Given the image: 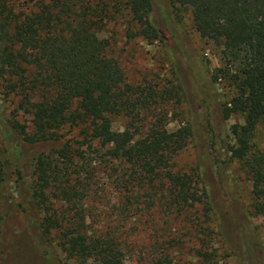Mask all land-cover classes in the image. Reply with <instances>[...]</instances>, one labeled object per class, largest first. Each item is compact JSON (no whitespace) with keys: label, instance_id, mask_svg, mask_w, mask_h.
I'll use <instances>...</instances> for the list:
<instances>
[{"label":"trees","instance_id":"trees-1","mask_svg":"<svg viewBox=\"0 0 264 264\" xmlns=\"http://www.w3.org/2000/svg\"><path fill=\"white\" fill-rule=\"evenodd\" d=\"M167 1L170 8L189 10L199 37L222 48L224 65L204 86L211 90V83L226 81L231 97L222 103V115L242 119L230 127L229 157L213 165L223 197L212 192L202 171V153L196 173L173 170V158L188 138L196 146L204 140L198 141L188 126L167 132L160 116L147 121L167 101V90L148 82L127 83L117 60L108 55V40L99 36L112 24L117 29L122 25L127 39L161 41V28L170 32L173 25L167 5L158 0H46L37 11L19 14L0 0V87L9 99H19L17 109L31 116L27 131L17 122L0 128V142L16 132L9 150L0 143V177L4 180L10 154L19 194L17 208L4 198L0 202V264H66L53 244L75 264H124L120 230L110 225L94 230L84 209V199L96 193L92 179L99 170L114 177L112 183L122 195L118 212L126 219L155 205L175 217L202 206L198 226L212 216L217 235L238 264H264V248L249 232L254 218H264V149L256 140L264 125V0ZM181 54L185 58L183 50ZM173 74L178 84L173 88L185 96L176 69ZM119 117L126 122L116 130L113 124ZM65 128L79 129L80 149L68 143L55 146ZM48 142H53L49 149L38 150ZM24 160L30 162L32 175L20 191ZM231 161L251 184L247 206L232 181L224 178ZM19 211L25 217L20 231L11 224ZM202 235L199 264H214L209 239ZM35 237L44 238L42 247Z\"/></svg>","mask_w":264,"mask_h":264},{"label":"rangeland","instance_id":"rangeland-1","mask_svg":"<svg viewBox=\"0 0 264 264\" xmlns=\"http://www.w3.org/2000/svg\"><path fill=\"white\" fill-rule=\"evenodd\" d=\"M44 1L46 0H5V3L16 13L29 14L37 11L40 3ZM158 4L167 5L173 22L170 32H167V29L163 30L164 27L161 28V41L148 43L141 37L127 39L123 26L117 29L112 24L104 27L99 36L108 40V55L117 60L127 83L143 86L148 82L156 86L159 91L167 90V93H163L167 101L158 106L160 108L156 110L157 115L155 114L154 118L152 113H149L147 121H156L160 116L163 118L162 124L167 122L164 126L167 132L172 133L188 126L192 127L198 141L204 140V144L201 142V145L196 146L195 141L188 138L186 144L173 158V170L181 174L196 173L199 153H202V171L206 172L212 192L216 197L222 198L223 189L219 179L212 174L216 171L213 165L216 159L223 163L229 157L227 145L232 143L230 127L242 121L238 115L228 119L222 115V103L231 97L226 81L218 80L216 83H211V90L204 86L210 82L212 73L224 65L222 48L212 41L199 37L192 26L189 10L178 6V9L170 8L167 0H158ZM172 33L175 37H172ZM173 39L177 42L176 46L172 44ZM179 48L183 50L185 58ZM168 49L171 52L169 55H167ZM173 65L185 86V96L179 88L177 91L175 89L178 84L175 82ZM18 100L16 98L13 101L6 97L3 88L0 87V128L5 123L13 122L24 126L26 131L31 127V116L24 110L17 109ZM125 122L124 117L116 118L114 129L121 130ZM78 132L79 129L65 128L59 140H54L55 146L62 148L68 143L72 145V149H78V143L82 141ZM9 136L8 140L1 139L3 150H9L10 146L15 145L16 132L13 131ZM256 140L259 147L264 149V125L258 130ZM52 143H45L38 150H47ZM214 147L217 148L216 151ZM6 158L4 180L0 177V202L4 198L9 205L17 208L19 204L17 176L13 158L10 154ZM21 165L23 177L18 187L20 191H24L25 181L30 182L32 174L29 168L30 162L24 160ZM223 166L221 165V168ZM229 172L224 178L232 181L242 201L246 206L249 205L251 184L247 176L239 164L232 161L229 164ZM203 175L205 177L204 173ZM113 179L114 177L111 178L108 172L99 170L92 179L96 184L93 186L96 193L90 192L83 204L93 220L91 225L94 230L98 231L108 225L120 230V237L123 238L124 264H199V260L201 262L203 260L198 254V249L201 247L199 239L203 237L204 232L207 235L205 239H209L208 246L213 252L214 264H238L237 259L225 248L217 235L212 216L210 221L204 218L208 223L203 224L202 227L198 226L197 218L202 213V206L189 209L183 215L175 217L174 214H165L159 205H155L143 211L141 216L126 219L118 212L121 208L122 195L114 187ZM196 185L200 189L201 184L198 180ZM21 213L18 217L11 218L12 226L19 227L17 229L19 231L25 226V217ZM249 232L250 238L258 241L264 248V218H254ZM54 235L55 233L52 234ZM35 239L37 245L42 247L44 238L35 237ZM53 246L62 262L75 264L66 258V254L57 245L53 244ZM87 264L96 263L90 260Z\"/></svg>","mask_w":264,"mask_h":264}]
</instances>
